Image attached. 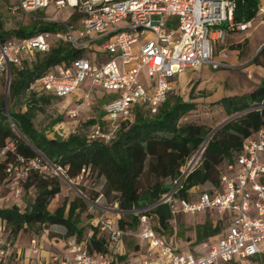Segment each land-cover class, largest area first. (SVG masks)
Instances as JSON below:
<instances>
[{
  "label": "built area",
  "instance_id": "obj_1",
  "mask_svg": "<svg viewBox=\"0 0 264 264\" xmlns=\"http://www.w3.org/2000/svg\"><path fill=\"white\" fill-rule=\"evenodd\" d=\"M49 2L57 9L78 11L79 23L73 26L59 22L60 29L0 43V77L7 73L8 64H20L25 54L47 51L51 38L82 52L90 42L98 40L105 60L93 62L83 53L67 66L51 67L29 89L63 97L88 77L102 90L114 91L115 97L102 107V120L93 123L87 135L103 143L110 140L121 121L131 118L136 107L153 114L170 89L168 79L183 68L227 67L226 51L218 46L229 32H241L249 26L248 21L234 20L235 0H16V6L20 11L36 13ZM163 15L176 16V31L171 28V22L163 20ZM120 20H125L124 26L107 30ZM91 33L97 36L85 39ZM132 43H137L135 54L130 51ZM141 70L151 81V89L142 85ZM86 96L83 93L80 97ZM10 126H13L11 122ZM262 153L264 128L246 137L240 154L224 165L218 189L212 192L191 189L189 193L194 197L191 202L175 198L186 167L170 191L161 196L160 202L169 205L171 216L202 210L227 214L226 229L214 242L191 243L192 250L180 251L162 241L141 214L144 209L133 210L138 229L129 235L143 244L144 251L139 259L133 262L129 259L130 262L123 264H264V158L259 157ZM11 170L16 171V167L6 172ZM86 172L81 169L76 179ZM88 207L91 209L94 204L89 203ZM93 226L107 235L108 251L118 254L119 240L128 233L114 228L113 220L105 215L95 219ZM0 231L4 232L1 222ZM30 244V252L35 254L34 241ZM8 247L0 237V256ZM65 247L66 255L58 257V264H122L108 255H88L84 242L73 237L68 238Z\"/></svg>",
  "mask_w": 264,
  "mask_h": 264
},
{
  "label": "trees",
  "instance_id": "obj_2",
  "mask_svg": "<svg viewBox=\"0 0 264 264\" xmlns=\"http://www.w3.org/2000/svg\"><path fill=\"white\" fill-rule=\"evenodd\" d=\"M257 11L258 0H235L233 18L249 21ZM60 26L39 17L30 25L17 28L3 29L0 24V43ZM57 41L45 52H30L33 60L23 58L19 66L8 64L2 78L5 83L8 75V116L3 108V93H0V151L4 150L0 159V181L8 174L6 169L17 167L21 162L35 161L44 167L58 169L67 180L75 179L84 169L104 180V195H115L117 208L124 215L123 219L113 220L114 228L132 234L137 232V216L132 211L144 209L141 214L149 224L155 222L152 229L160 236L170 232L171 219L169 205L160 202L161 196L182 177L187 159L203 145L199 164L187 170L173 195L191 202L194 200L189 193L191 189L212 192L220 187L219 176L224 165L240 154L246 137L264 128L263 72L250 91L221 96L211 102L228 116L212 130L203 124L182 121V117L195 108V102L192 98L182 100L175 96L171 102L166 98L153 114L136 107L131 118L121 121L106 143L79 133H69L64 138L57 134L47 136L44 130L34 127L32 119L35 111H40L50 97L57 96L31 90L29 85L51 67L67 66L74 58L83 56L82 50ZM260 54L264 55V43L253 58ZM259 65L264 68V62ZM23 96H26L22 102L24 110H14L13 105ZM59 120L60 116H56L49 126ZM96 121L99 122L98 118H89L86 123L92 125ZM143 176L148 179L145 185L140 182ZM165 180L168 181L166 185L163 184ZM29 188L33 190V199L22 210L15 205L0 208L3 238L9 237V243L27 229L57 226L64 230L66 239L73 237L77 242H84L88 255H108L116 263L125 259V255H112L108 251L107 235L99 232L96 226L91 225L87 237H82L79 215L89 203L94 204L91 200L76 198L49 212L50 200L59 193L58 176L42 174L32 167L24 173L23 189ZM94 207L97 206L94 204ZM217 229L218 223L213 227L208 222L196 233L194 244ZM0 264L9 263L0 261Z\"/></svg>",
  "mask_w": 264,
  "mask_h": 264
},
{
  "label": "rangeland",
  "instance_id": "obj_3",
  "mask_svg": "<svg viewBox=\"0 0 264 264\" xmlns=\"http://www.w3.org/2000/svg\"><path fill=\"white\" fill-rule=\"evenodd\" d=\"M38 17L43 21H54L56 23H66L77 25L81 14L71 9H57L52 2H49L46 8L40 9L36 13L20 11L16 6V0H0V24L3 29L17 28L20 26H28ZM152 18H155L154 16ZM163 20L171 22V28L176 31V16L163 15ZM125 25V20L117 21L107 30L119 28ZM60 29L55 28V30ZM176 35V34H175ZM97 35L91 33L85 39H93ZM264 39V15H259L251 20L248 28L242 32H229L225 40L218 47L226 51V62L231 64L227 67L210 69L207 65H202L198 69L184 70V75L175 81L173 87L169 91L167 99L171 102L175 96L182 100H191L195 102V108L182 117V121L203 124L210 130L215 129L221 122L226 120L228 116L222 112L217 105L211 102L226 95H238L246 93L254 88L259 78L261 67L259 64L264 62V55L253 57L259 50ZM263 41V42H262ZM58 41L49 39V45H54ZM137 43L130 45L131 53L135 54V46ZM101 45L98 40L90 42L87 49L83 51L85 55L90 56L91 51H100ZM236 50V51H235ZM216 54H214L215 56ZM25 60H33L34 55L27 53L24 55ZM19 66V65H18ZM4 75L0 77V93L4 92ZM91 82L85 77L79 84L77 89L72 93L63 97H50L47 104L42 105L40 111H35L32 122L35 128L45 131L47 136L57 134L60 137H66L69 133H79L88 135L92 129V125L86 123L89 118L96 119L101 112V105L110 99L111 95H102L98 86L89 91L85 99L81 98L82 92L88 93V87ZM82 86V87H80ZM13 105L14 110H24L22 104L23 98ZM10 104V103H8ZM238 115L234 114L233 116ZM60 116V120L49 126V122ZM200 146L186 161L185 168H194L199 164ZM0 155V159H1ZM260 160L264 158V154L259 155ZM35 167L42 174H55L58 176L59 193L56 194L49 202L47 210L53 211L54 208L61 204L67 205L71 200L76 198L91 200L97 207L89 208L79 215V226L83 229L82 237H87L91 225L95 219L106 215L114 219H123L124 213L120 212L115 202V195H104V180L95 177L89 172L84 173L81 178L67 180L62 172L53 168H47L38 162L24 163L21 162L16 171H10L6 177L0 181V208L17 206L22 210L25 205L33 199V190L31 188L23 189L24 168ZM22 174V175H21ZM148 180V179H147ZM146 177L141 178V185H145ZM168 181H163L167 184ZM227 214L218 215L213 211H195L184 214H175L171 216L169 221L170 232L161 234L160 238L163 242L172 245L180 251H186L194 247L190 243H195V235L208 222L214 227L218 223L216 232L206 235L201 242L207 244L214 242L226 229L225 217ZM88 217H90L88 219ZM155 222L151 225L153 226ZM128 234L120 238V251L129 255V253H143V244L138 243L137 239ZM158 234V233H157ZM0 237L3 232L0 231ZM9 237L5 243L9 244L8 249L0 256V261L9 264H57L58 257L66 255V241L63 231L58 227L31 228L20 232L9 243ZM34 241L36 253L30 252V241ZM138 243V244H137ZM138 248L135 250V247ZM136 253V254H137ZM135 254V255H136ZM136 257H134L135 259ZM133 262V258L130 259Z\"/></svg>",
  "mask_w": 264,
  "mask_h": 264
},
{
  "label": "crops",
  "instance_id": "obj_4",
  "mask_svg": "<svg viewBox=\"0 0 264 264\" xmlns=\"http://www.w3.org/2000/svg\"><path fill=\"white\" fill-rule=\"evenodd\" d=\"M259 15H264V0H258V11L256 12V14H255V16L254 17H256V16H259ZM253 17V18H254ZM252 18V19H253ZM252 19H250L248 22H249V25H250V23H251V20ZM246 30V29H245ZM242 32V31H241ZM145 36L146 37H148L149 36V34H145ZM263 41H264V39H263ZM262 41V42H263ZM101 49V48H100ZM236 51V50H235ZM214 54H216V52H214ZM87 57H88V59H90L91 61H93V62H100V61H103V60H105L106 59V55H105V53L104 52H102V51H91V54H90V56H88V55H86ZM216 56V55H215ZM227 57V56H226ZM236 57V55H234L233 56V58L232 59H230L228 62H229V64H231V62L230 61H232L234 58ZM229 64H228V66H229ZM209 67V66H208ZM198 68H200V67H198ZM198 68H195V69H198ZM210 68V67H209ZM194 70V69H192V68H183L180 72H178L177 74H175V75H173V76H171L169 79H168V82H169V85H170V89H169V91L171 90V88L173 87V84L175 83V81L180 77V75L182 74V75H184V73H183V71L184 70ZM210 69H212V68H210ZM264 72V68L263 67H261V72H260V75H259V78H258V80H257V83H258V81H259V79H260V76L262 75V73ZM139 79H140V81H141V83H142V85L145 87V88H152V84H151V81L145 76V74H144V71L143 70H141L140 71V73H139ZM94 85L95 84H92L91 83V85H90V87H88V93H86V92H82L81 93V95L83 94V93H86L87 94V96H88V94H89V91L94 87ZM78 87V86H77ZM80 87H82V86H80ZM255 87V86H254ZM77 89V88H76ZM98 90H100V95H101V97H102V95L104 94V95H111L112 97L110 98V99H108V100H106L105 102H103L102 103V105H101V116H98L97 118H98V120L99 121H101L102 119V116H103V112H102V107H103V105L106 103V102H108V101H110L111 99H113L114 97H115V95H116V93L114 92V91H104V90H102L99 86H98ZM169 91H168V93H167V95H166V98L168 97V94H169ZM80 95V96H81ZM234 95V94H233ZM165 98V99H166ZM97 122V121H96ZM106 216V215H105ZM95 222V221H94ZM94 224V223H93ZM52 227H57V226H52ZM59 228V230H62L63 231V233H64V230L61 228V227H58ZM68 240V239H67ZM67 242V241H66ZM138 244V243H137ZM190 245H191V243H190ZM120 246H121V243H120V240H119V251L117 252L118 254H120V255H125V253H122L121 251H120ZM138 248V245H137V247H135V250ZM189 250H192V248H190ZM137 251V250H136ZM144 251V250H143ZM142 256V253H137L136 255L132 252V253H129V255H125V259L121 262L122 264L123 263H128V262H130V260L129 259H131V257L134 259V257H136L135 259L137 260V259H139L140 257ZM128 259V260H127Z\"/></svg>",
  "mask_w": 264,
  "mask_h": 264
},
{
  "label": "water",
  "instance_id": "obj_5",
  "mask_svg": "<svg viewBox=\"0 0 264 264\" xmlns=\"http://www.w3.org/2000/svg\"><path fill=\"white\" fill-rule=\"evenodd\" d=\"M7 84H8V75H6V78H5L4 92H3V97H2V103H3L4 112L8 116L7 106H6Z\"/></svg>",
  "mask_w": 264,
  "mask_h": 264
}]
</instances>
